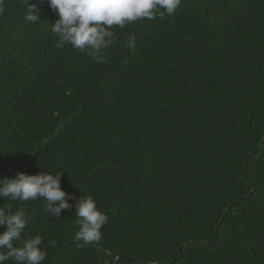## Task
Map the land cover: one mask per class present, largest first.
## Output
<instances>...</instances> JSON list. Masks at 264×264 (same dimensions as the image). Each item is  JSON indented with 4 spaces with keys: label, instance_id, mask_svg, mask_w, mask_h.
Wrapping results in <instances>:
<instances>
[{
    "label": "trees",
    "instance_id": "obj_1",
    "mask_svg": "<svg viewBox=\"0 0 264 264\" xmlns=\"http://www.w3.org/2000/svg\"><path fill=\"white\" fill-rule=\"evenodd\" d=\"M39 7L33 24L0 2V178L64 173L70 204L91 195L109 217L77 247L75 207L0 198L30 216L43 264H264V0L114 26L103 63L57 48Z\"/></svg>",
    "mask_w": 264,
    "mask_h": 264
},
{
    "label": "clouds",
    "instance_id": "obj_2",
    "mask_svg": "<svg viewBox=\"0 0 264 264\" xmlns=\"http://www.w3.org/2000/svg\"><path fill=\"white\" fill-rule=\"evenodd\" d=\"M41 2L24 0L27 21L33 24L40 21ZM47 3L59 17L50 25L51 32L58 38L56 47L62 49L70 45L95 62L103 63L106 61L103 53L116 39L114 26L123 29L138 20L173 16L182 0H47ZM129 43L131 47L135 46L134 35H130ZM63 174L42 172L29 175L20 172L14 178H0V198L18 202L43 199V207L55 218H60L63 210L75 207L79 230L74 241L83 242L77 247L99 243L103 239L102 228L108 223V215L98 208L91 195L80 198L75 205L70 204L71 194L61 187ZM30 219L23 207L15 211L7 205L0 207V227L6 226V230L0 233V264L9 260L14 264H43L46 260L47 253L40 247L42 236L24 238Z\"/></svg>",
    "mask_w": 264,
    "mask_h": 264
},
{
    "label": "water",
    "instance_id": "obj_3",
    "mask_svg": "<svg viewBox=\"0 0 264 264\" xmlns=\"http://www.w3.org/2000/svg\"><path fill=\"white\" fill-rule=\"evenodd\" d=\"M121 257H124V255H123V254H120V255H119V259H120Z\"/></svg>",
    "mask_w": 264,
    "mask_h": 264
}]
</instances>
